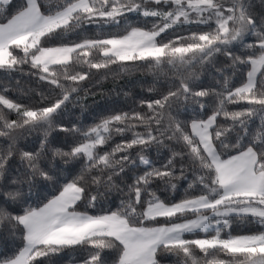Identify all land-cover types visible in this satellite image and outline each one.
Here are the masks:
<instances>
[{"label":"snow or ice","instance_id":"1","mask_svg":"<svg viewBox=\"0 0 264 264\" xmlns=\"http://www.w3.org/2000/svg\"><path fill=\"white\" fill-rule=\"evenodd\" d=\"M0 75V264H264V0H0Z\"/></svg>","mask_w":264,"mask_h":264},{"label":"trees","instance_id":"2","mask_svg":"<svg viewBox=\"0 0 264 264\" xmlns=\"http://www.w3.org/2000/svg\"><path fill=\"white\" fill-rule=\"evenodd\" d=\"M255 2V0H254ZM109 31H118V29H108ZM72 38V37H69ZM131 63V62H129ZM17 79L13 80L11 83L13 93H19L21 95H25L28 93L30 89H36L37 91H42L44 89L43 84H38L36 78L27 79L24 77H20L17 75ZM152 74L147 71V69L141 71H135L132 73H121L116 77L115 83L113 82L112 76H109L107 79L100 80L98 83H93L90 87L96 89L97 95L95 96V100L97 104H103L104 101L101 98V93H108L109 89H114L119 91L117 86H121L123 88V92H128L132 95H136L143 92H146V88L141 87V82L143 81H151ZM8 81L0 75V85H6ZM9 98H13L10 96ZM120 98H123L122 95ZM92 97H89V109L86 111H90L91 108L96 107V105L92 104ZM71 115L66 117L65 119H70ZM260 229V225L258 222L252 221H239L233 222L232 231L233 234H246L249 232H254ZM62 258L59 260V264H75L76 261L80 258V253H63L61 254ZM219 258H223L221 255Z\"/></svg>","mask_w":264,"mask_h":264}]
</instances>
